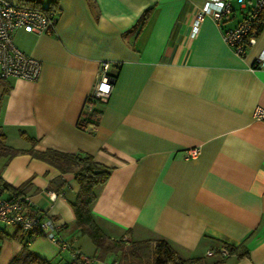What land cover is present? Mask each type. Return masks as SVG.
Segmentation results:
<instances>
[{"label": "crops", "instance_id": "1", "mask_svg": "<svg viewBox=\"0 0 264 264\" xmlns=\"http://www.w3.org/2000/svg\"><path fill=\"white\" fill-rule=\"evenodd\" d=\"M55 1L51 33L13 34L15 45L40 62V71L34 80H2L0 90H8L1 130L5 142L22 151L0 157L1 178L14 187L25 183L33 212H46L61 239L96 255L75 224L74 172H60L28 150L88 154L109 168L90 203L109 238H162L180 257L207 259L218 241L242 243L248 255L228 254L222 264H264V120L252 117L256 105L264 106V57L256 63L264 53V24L237 55L209 14L194 30L205 0ZM230 2L234 11L225 26L240 18L236 0ZM144 11L148 18L140 27ZM100 61L110 62L113 89L92 104L98 125L81 129L76 122L87 110ZM193 147L197 155L185 158ZM47 188L62 196L49 199ZM14 231L0 222V264L22 246ZM28 247L52 264L73 257L42 235ZM110 256L93 264H110Z\"/></svg>", "mask_w": 264, "mask_h": 264}, {"label": "built area", "instance_id": "2", "mask_svg": "<svg viewBox=\"0 0 264 264\" xmlns=\"http://www.w3.org/2000/svg\"><path fill=\"white\" fill-rule=\"evenodd\" d=\"M238 21L231 26L223 24L224 18L234 11L230 0H205L201 9L196 12L193 20L194 30L202 16L209 14L221 31V38L225 44L237 55H242L246 46L255 42L260 29V13L264 9V0H236ZM56 23V14L45 12L37 8L23 5L19 2L0 0V79L18 77L34 80L40 71V62L26 54L13 41V34L17 30L30 33H51ZM264 53L259 55L256 63L259 64ZM110 62L98 63L96 81L87 96L86 106L90 110L97 101H105L113 89L115 77L109 74ZM252 117L264 120V106L256 105L252 110ZM198 148L187 149L184 157L197 155ZM49 199L62 196V192L51 189L45 190ZM30 199L27 195L15 198L0 196V222L20 228L23 231L36 229L40 234L56 242L61 250L70 249L72 244L59 236V226L46 212L35 213L30 210ZM123 242L129 241L128 236L120 237ZM222 255L227 254L224 247L218 248ZM78 252V249L75 250ZM212 249L206 251L210 254ZM86 263L93 264L98 259L93 256L82 255ZM115 263V262H114Z\"/></svg>", "mask_w": 264, "mask_h": 264}, {"label": "trees", "instance_id": "3", "mask_svg": "<svg viewBox=\"0 0 264 264\" xmlns=\"http://www.w3.org/2000/svg\"><path fill=\"white\" fill-rule=\"evenodd\" d=\"M21 4L49 13L57 12L55 0H47L45 3L41 0H21ZM147 14V11H144L140 15L138 19L140 27L146 22L148 18ZM259 18L261 28L262 24H264V9L261 10ZM113 76L115 77V75ZM2 80L4 79H0V86ZM7 90L8 87L6 86L0 90V112L2 98ZM98 121L99 111L96 107H92L90 110H83L80 113L76 125L81 129L92 130L98 125ZM21 151V149L15 148L5 142V134L1 130L0 124V157L3 156L9 159ZM28 151L33 156L50 163L60 172H74V176L79 183V191L70 203L74 213L75 224L82 233L87 235L95 246L97 253L96 255L91 256L97 259L102 260L107 254H114L118 255L120 262L131 261L138 264H222L228 254L234 253L236 258L248 255V250L242 243L239 245H233L218 241L219 246L211 247L214 257L207 259L205 256L190 258L180 257L173 247L162 238L140 241L130 239L131 241L129 240L127 242H123L120 238H109L95 222L90 211V203L95 198L93 188L96 184L102 183L106 180L109 175V168L96 162L90 155L84 153H68L54 149H46L43 151L29 149ZM24 185L25 183L14 187L3 180L0 176V194L10 193L8 197L0 196L3 198L24 196ZM30 210L33 212L31 207ZM13 235L22 243V246L11 258L8 264H52L50 261L43 259L32 252L28 247V243L33 237L41 235L39 230L32 229L23 231L20 228L15 227ZM219 247H224L227 250V254L222 255L218 249ZM76 249L78 248L70 247L69 250L73 253V257L63 264H89L82 258V255L84 254L79 249L78 252H76ZM117 261L115 264H119V261Z\"/></svg>", "mask_w": 264, "mask_h": 264}, {"label": "rangeland", "instance_id": "4", "mask_svg": "<svg viewBox=\"0 0 264 264\" xmlns=\"http://www.w3.org/2000/svg\"><path fill=\"white\" fill-rule=\"evenodd\" d=\"M17 37H18V35L16 36V39H17ZM118 239H119V238H118ZM129 240H130V239H129ZM131 240H133V239H131ZM131 240H130V241H131ZM109 260L111 261L110 264H113L114 262L116 263L117 260L119 261V257H118V255L111 254ZM118 261H117V262H118ZM115 263H114V264H115ZM119 264H138V263L131 262V261H122V262L119 261Z\"/></svg>", "mask_w": 264, "mask_h": 264}]
</instances>
